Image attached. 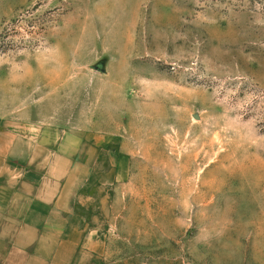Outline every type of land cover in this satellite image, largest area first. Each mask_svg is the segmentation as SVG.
Masks as SVG:
<instances>
[{"label":"rangeland","instance_id":"1","mask_svg":"<svg viewBox=\"0 0 264 264\" xmlns=\"http://www.w3.org/2000/svg\"><path fill=\"white\" fill-rule=\"evenodd\" d=\"M0 122L104 264H264V0H0Z\"/></svg>","mask_w":264,"mask_h":264},{"label":"crops","instance_id":"2","mask_svg":"<svg viewBox=\"0 0 264 264\" xmlns=\"http://www.w3.org/2000/svg\"><path fill=\"white\" fill-rule=\"evenodd\" d=\"M4 124V125H3ZM0 122V264H104L105 252L66 208L63 175L38 131Z\"/></svg>","mask_w":264,"mask_h":264}]
</instances>
